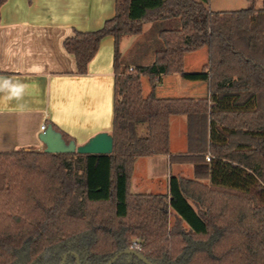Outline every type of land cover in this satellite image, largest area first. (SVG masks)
I'll return each mask as SVG.
<instances>
[{
  "label": "trees",
  "instance_id": "trees-1",
  "mask_svg": "<svg viewBox=\"0 0 264 264\" xmlns=\"http://www.w3.org/2000/svg\"><path fill=\"white\" fill-rule=\"evenodd\" d=\"M207 1L114 0L100 30L64 41L85 74L100 42L114 39L112 152L0 154V264H58L68 252L79 264H105L133 239L152 264H264V7L247 0L246 9L212 13ZM146 23L162 49L148 66L120 68L121 39ZM202 48L208 97L155 98L159 78L182 73L184 55ZM172 115L186 116L187 154L170 161L193 164L194 179L171 178L169 197L131 195L134 160L168 154Z\"/></svg>",
  "mask_w": 264,
  "mask_h": 264
},
{
  "label": "crops",
  "instance_id": "crops-1",
  "mask_svg": "<svg viewBox=\"0 0 264 264\" xmlns=\"http://www.w3.org/2000/svg\"><path fill=\"white\" fill-rule=\"evenodd\" d=\"M114 14V0H6L1 6L0 154L19 150L42 152L44 146L38 137L43 124L45 129L51 125L77 146L100 133L111 135L115 84L113 37L100 42L85 74L78 73L75 57L65 50L63 43L75 33L100 30ZM153 29L158 38V28L146 23L141 34L121 39L120 68L132 71L140 66L122 59L136 49L141 35ZM207 61L205 48L186 53L182 73L161 76L154 97L206 99L203 68ZM140 83L142 95L147 97L151 92L148 78L141 76ZM186 154V116L172 115L168 120V154L134 160L130 194L169 197L171 178L193 180V164L170 161L171 156ZM202 182L208 184L209 180Z\"/></svg>",
  "mask_w": 264,
  "mask_h": 264
},
{
  "label": "water",
  "instance_id": "water-1",
  "mask_svg": "<svg viewBox=\"0 0 264 264\" xmlns=\"http://www.w3.org/2000/svg\"><path fill=\"white\" fill-rule=\"evenodd\" d=\"M38 140L44 146L43 152L47 154H85L98 155L110 154L112 152V137L107 133H100L88 140L85 144L77 146L74 141L66 142L61 133L55 131L49 125L44 132H42ZM68 256L75 258V264H79V258L76 254L68 252L64 254L58 264H65ZM122 256H132L139 260L142 264H152L141 253L131 249L122 250L110 257L105 264H114Z\"/></svg>",
  "mask_w": 264,
  "mask_h": 264
},
{
  "label": "rangeland",
  "instance_id": "rangeland-1",
  "mask_svg": "<svg viewBox=\"0 0 264 264\" xmlns=\"http://www.w3.org/2000/svg\"><path fill=\"white\" fill-rule=\"evenodd\" d=\"M251 5L255 10H260L264 7V0H253ZM206 6L209 12L223 13L246 9L250 6V3L247 0H208ZM162 47V41L156 37L154 29L150 32L147 31L137 40L136 49L130 50L127 57L122 59V62L129 61L140 66H148L153 61L154 53ZM144 132V129L140 127L138 134H144ZM262 189L263 187L258 184L252 189V193L260 197L262 196ZM172 222L173 218H170V223L172 224Z\"/></svg>",
  "mask_w": 264,
  "mask_h": 264
},
{
  "label": "built area",
  "instance_id": "built-area-1",
  "mask_svg": "<svg viewBox=\"0 0 264 264\" xmlns=\"http://www.w3.org/2000/svg\"><path fill=\"white\" fill-rule=\"evenodd\" d=\"M40 131L44 132L45 131V125L43 124L42 126H40ZM206 161L209 162L210 161V157L209 155H207L205 157ZM130 249L133 251H136L138 253L141 252V241L139 239H134L132 240L131 244H130Z\"/></svg>",
  "mask_w": 264,
  "mask_h": 264
}]
</instances>
